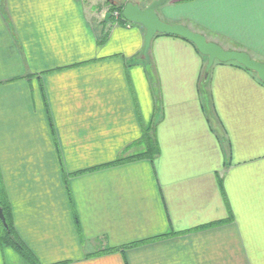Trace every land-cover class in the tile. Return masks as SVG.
<instances>
[{"label":"crops","instance_id":"1","mask_svg":"<svg viewBox=\"0 0 264 264\" xmlns=\"http://www.w3.org/2000/svg\"><path fill=\"white\" fill-rule=\"evenodd\" d=\"M95 8L0 0V264H264V83ZM157 14L264 62V0Z\"/></svg>","mask_w":264,"mask_h":264},{"label":"water","instance_id":"2","mask_svg":"<svg viewBox=\"0 0 264 264\" xmlns=\"http://www.w3.org/2000/svg\"><path fill=\"white\" fill-rule=\"evenodd\" d=\"M166 0H153L145 7H140L137 3L127 2L122 9V18L130 23L141 25L145 29L144 46L142 55L147 60V51L152 38L156 34H166L179 36L194 44L197 51L207 57L205 71H208L214 61L221 63L236 62L256 73L258 79L264 83V62L255 60L248 53L236 49H224L218 43L208 41L206 37L198 32H194L184 25L169 24L162 21L157 8L164 4ZM111 17L110 12H106L103 20L107 22ZM0 221L5 228L7 223L3 210L0 206Z\"/></svg>","mask_w":264,"mask_h":264},{"label":"trees","instance_id":"3","mask_svg":"<svg viewBox=\"0 0 264 264\" xmlns=\"http://www.w3.org/2000/svg\"><path fill=\"white\" fill-rule=\"evenodd\" d=\"M106 3H107V6H108V9H107V11L108 12H110V13H112L113 14V12H117V17L118 18H120V19H122V20H124L123 18H122V15H121V12H122V9H123V7L125 6V4L127 3V2H125V3H123V4H121V5H116L114 2H112V1H109V0H106ZM145 139V138H144ZM147 141H149V140H145V147H146V152H144V153H141V154H136V155H132V156H126V157H124V158H120V159H117L116 161H114V163H112V164H118V163H122V162H124V161H128V160H132V159H136V158H138V157H143V156H147L149 153V156H151L152 155V152H154L153 150H154V148H153V146L150 144V143H148L147 144ZM150 142V141H149ZM0 206H1V208H2V210H3V213H4V216H5V220H6V223H7V228H5L2 224V228H4V230L6 231V233H7V235L9 236V234L11 233V222H10V220H9V214H8V205L5 203V201H3V199H1L0 198ZM1 222V221H0ZM12 244L16 247V248H20L19 246V244L18 243H16L15 241H12Z\"/></svg>","mask_w":264,"mask_h":264},{"label":"rangeland","instance_id":"4","mask_svg":"<svg viewBox=\"0 0 264 264\" xmlns=\"http://www.w3.org/2000/svg\"><path fill=\"white\" fill-rule=\"evenodd\" d=\"M109 1L114 2L116 5H121V4L125 3V0H109ZM89 3H92L98 10L99 9H101V10H107L108 9L106 0H89ZM113 15L116 16L117 12H113V14L111 13V16H113Z\"/></svg>","mask_w":264,"mask_h":264},{"label":"built area","instance_id":"5","mask_svg":"<svg viewBox=\"0 0 264 264\" xmlns=\"http://www.w3.org/2000/svg\"><path fill=\"white\" fill-rule=\"evenodd\" d=\"M116 16H118V15H116Z\"/></svg>","mask_w":264,"mask_h":264}]
</instances>
